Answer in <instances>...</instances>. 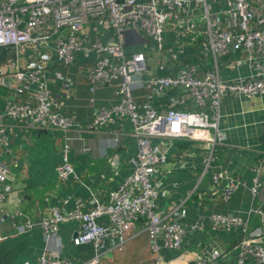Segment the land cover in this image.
I'll list each match as a JSON object with an SVG mask.
<instances>
[{
    "label": "built area",
    "instance_id": "obj_1",
    "mask_svg": "<svg viewBox=\"0 0 264 264\" xmlns=\"http://www.w3.org/2000/svg\"><path fill=\"white\" fill-rule=\"evenodd\" d=\"M105 29L114 32L106 41ZM130 39L148 40L150 50L162 57L158 68L164 72L149 68L147 51L127 53ZM188 48L202 59L213 57L215 68L204 71L187 62L175 67ZM80 56L91 62L83 70L92 92L116 85V104L99 108L91 122L62 112V99L74 97L76 87L69 76L54 69L73 65ZM220 56H227L231 66L248 65L253 71L225 79L219 70ZM58 81L59 95L51 87ZM138 89L146 90L141 101L134 94ZM226 93L249 97L264 93V0H0V144L8 143L9 123L27 131L61 130L68 141L72 131L83 139L82 132H100L122 118L132 122L138 144L131 174L109 193L108 201L93 197L87 209L77 200L72 210L55 207L51 216L40 220L15 213L11 223L15 229L24 232L40 225L47 241L57 235L61 223L77 220L81 230L74 243L95 248L92 257L79 262L46 250L36 264H104L105 251L122 245L137 221L148 232L153 264H165L163 248L180 249L189 233L207 226L215 232H245L238 241L240 261L264 264L263 229L258 227L248 238L241 216L212 213L208 224L205 220L186 224L177 211L167 217L156 205L163 188L159 175L169 170L176 140L203 143L207 166L211 164L225 139L219 120ZM160 96H169L162 109L155 103ZM114 141H119V129ZM68 153L66 143L58 168L62 180L79 178ZM178 162L186 163L183 158ZM262 162L254 166L250 182L231 178L222 199L230 200L242 187L258 196L263 188ZM110 165L118 169L117 155L110 157ZM224 177L223 172L213 173L211 188H218ZM13 179L10 167L0 160V209L11 194ZM254 212L264 223V205ZM6 218L0 215L1 222ZM99 218L108 221L101 223ZM3 237L0 228V241ZM211 255L206 249L191 264H214Z\"/></svg>",
    "mask_w": 264,
    "mask_h": 264
},
{
    "label": "crops",
    "instance_id": "obj_2",
    "mask_svg": "<svg viewBox=\"0 0 264 264\" xmlns=\"http://www.w3.org/2000/svg\"><path fill=\"white\" fill-rule=\"evenodd\" d=\"M114 32L105 29L106 41ZM170 34H168V37ZM150 42L145 39L128 40L127 53L145 50L149 53V68L157 73L162 57L150 50ZM197 51L188 48L181 54L180 63H195L202 70L215 68V59H202ZM227 56L218 58L220 74L223 78L249 75L253 69L248 65L234 67ZM87 62L83 56L73 65H60L54 69L69 76L76 87V95L64 98L62 112L74 114L82 122H91L97 110L116 104V85H103L94 92L89 89L84 68ZM52 89L61 93V82ZM4 94L5 92L2 91ZM145 89L135 91L137 101L144 99ZM56 95V94H55ZM169 96L156 98L155 103L162 109ZM3 99H0V108ZM10 134L6 145L0 144V160L6 163L14 176L9 180L12 191L0 209V215L7 218L0 221L4 237L0 241V264H36L44 251L59 252L73 261H83L95 254V248L88 243H74L81 230L80 222L70 220L59 225L55 237L47 241L43 228L36 225L20 232L12 226L17 211L33 220L51 216L55 207L72 210L76 201L81 200L84 208H91V198L108 201L109 193L116 189L133 170L132 158L138 153V144L133 135V124L129 118H122L102 131H72L65 140L61 130L49 129L41 132L27 131L9 123ZM219 128L225 139L215 150L212 162L206 163L203 143L193 140H176L170 150L167 168L159 175L163 181L162 193L156 199L157 209L167 217H174L173 210L182 215L186 224L205 220L208 224L212 213L241 216L247 222V237L264 223L254 209L264 205V166L260 172L263 182L261 193L254 197L248 188L237 190L230 200L224 201L221 192L234 177L251 181L254 166L263 161L264 165V93L254 96H240L226 93L220 105ZM115 129H119V141H114ZM69 145V159L79 178L62 180L58 168L63 162V149ZM84 147H88L85 150ZM8 149V151L6 150ZM11 150V151H10ZM117 155L120 165L113 170L110 157ZM186 163L179 165V159ZM223 172L218 188H211V176ZM106 223V218H99ZM210 223V222H209ZM245 232H215L209 226L189 233L180 249L163 248L161 256L165 264H191L199 253L210 249L214 264H261L256 260L240 261L238 241ZM264 243V239H263ZM104 264H153L154 254L150 249L149 235L143 222L137 221L120 246H110L103 255Z\"/></svg>",
    "mask_w": 264,
    "mask_h": 264
}]
</instances>
